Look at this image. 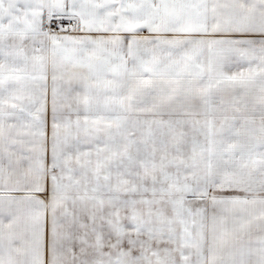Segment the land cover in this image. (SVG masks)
<instances>
[{
    "label": "snow or ice",
    "instance_id": "snow-or-ice-1",
    "mask_svg": "<svg viewBox=\"0 0 264 264\" xmlns=\"http://www.w3.org/2000/svg\"><path fill=\"white\" fill-rule=\"evenodd\" d=\"M0 264H264V0H0Z\"/></svg>",
    "mask_w": 264,
    "mask_h": 264
}]
</instances>
